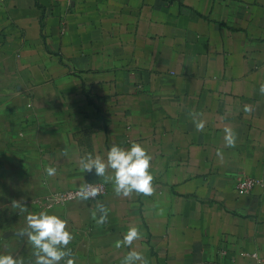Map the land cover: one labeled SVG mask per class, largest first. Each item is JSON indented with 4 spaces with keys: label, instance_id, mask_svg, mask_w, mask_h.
Listing matches in <instances>:
<instances>
[{
    "label": "crops",
    "instance_id": "obj_1",
    "mask_svg": "<svg viewBox=\"0 0 264 264\" xmlns=\"http://www.w3.org/2000/svg\"><path fill=\"white\" fill-rule=\"evenodd\" d=\"M262 84L264 0H0V252L34 261L16 233L47 211L68 220L77 264H121L133 225L149 264H264ZM133 141L153 157L151 196L78 167ZM243 177L260 183L240 194ZM96 182L106 196L45 204Z\"/></svg>",
    "mask_w": 264,
    "mask_h": 264
},
{
    "label": "clouds",
    "instance_id": "obj_2",
    "mask_svg": "<svg viewBox=\"0 0 264 264\" xmlns=\"http://www.w3.org/2000/svg\"><path fill=\"white\" fill-rule=\"evenodd\" d=\"M264 93V84L260 87ZM246 112L251 108L245 106ZM194 123L197 131H203L206 121L198 119L193 113ZM224 141L226 146L235 147L237 134L229 126L224 128ZM217 156H223L220 149ZM152 155L138 141H133L129 147H121L113 144L108 150L106 157L100 154L88 153L79 159L78 167L85 173L94 170L97 177H102L105 183H111L114 193L117 196L129 197L133 193L151 196L154 192L153 181L155 179L152 168ZM49 177L56 175L57 169L49 165L46 169ZM99 194V189L91 184L84 183L79 187L77 195L88 200L95 198ZM13 206H20L27 210L17 201H13ZM99 212L92 213V218L97 224L103 225L108 220L109 209L102 203H97ZM26 227L17 231L19 238L27 237V243L33 248L34 261L29 264H77L73 250L69 245L74 239V234L69 228L68 220L55 213L41 211L39 213L29 212L26 217ZM143 233L133 225L130 226L122 239L115 242L116 248H128L127 253L121 258V264H149L144 254L132 249L135 240L142 239ZM0 264H25L24 257L17 253L0 252Z\"/></svg>",
    "mask_w": 264,
    "mask_h": 264
},
{
    "label": "built area",
    "instance_id": "obj_3",
    "mask_svg": "<svg viewBox=\"0 0 264 264\" xmlns=\"http://www.w3.org/2000/svg\"><path fill=\"white\" fill-rule=\"evenodd\" d=\"M259 183L260 181L257 179L250 177H243L239 179V181L236 183V187L240 194H249L251 193L254 186L258 185ZM88 184H91L99 189L98 196L95 198H90L88 200L100 199L106 196L109 192L108 186L102 182L88 183ZM78 191L79 189L56 193L55 195L48 197L45 201V204L47 205V207H51L54 205L61 206L71 201H75L77 199H80V197L77 195Z\"/></svg>",
    "mask_w": 264,
    "mask_h": 264
}]
</instances>
